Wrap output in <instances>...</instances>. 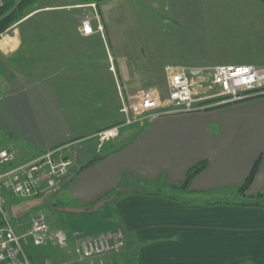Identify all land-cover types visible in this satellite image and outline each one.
<instances>
[{
    "label": "crops",
    "instance_id": "obj_1",
    "mask_svg": "<svg viewBox=\"0 0 264 264\" xmlns=\"http://www.w3.org/2000/svg\"><path fill=\"white\" fill-rule=\"evenodd\" d=\"M157 1L159 7L150 0L98 4L103 31L92 36L82 34L76 17L35 23L40 15L72 13L82 6L51 7L50 13L26 17L18 50L0 52V74L12 90L2 100L0 127L41 149L39 157L110 125L96 118L105 114L98 107L102 89L108 84L113 89L142 86L146 63L264 61L263 0L208 9L200 0L192 8L186 4L194 0ZM196 8L207 17H196ZM92 24L97 30L98 24ZM198 30L208 31L203 46ZM230 46H237L232 52L247 48L253 58L233 59L214 51ZM144 127L73 172L58 193L38 196L65 203L60 212L69 215L58 217L61 222L52 229L66 230L69 243L61 249L28 242L31 264H264V208L207 202L226 192L238 194L258 160L254 182L238 196L246 201L264 195V95L161 114ZM17 161L25 162L18 153ZM204 162L206 168L186 190L191 200L169 193ZM135 189L162 190L166 196ZM31 226L15 229L24 235ZM104 236L114 237L115 247L107 253L85 258L76 252L83 241Z\"/></svg>",
    "mask_w": 264,
    "mask_h": 264
},
{
    "label": "built area",
    "instance_id": "obj_2",
    "mask_svg": "<svg viewBox=\"0 0 264 264\" xmlns=\"http://www.w3.org/2000/svg\"><path fill=\"white\" fill-rule=\"evenodd\" d=\"M4 7L0 0V8ZM92 20L82 21L81 32L84 36L94 34ZM21 40L17 24L0 33V52L11 54L18 50ZM169 78V101L177 113L201 111L210 107L202 104L209 98L224 96L226 100L218 104L234 103L249 97L264 95V71L251 65H223L214 68L211 73L201 68H185L174 66L166 68ZM209 78V80H208ZM208 88L213 91L219 88L220 93L207 96L198 89ZM202 96L196 98V96ZM160 97L154 91H138L129 100L127 111L133 117L128 123H138L161 114ZM169 113V112H165ZM108 134H102L105 138ZM63 148L46 151L34 160L19 163L17 153L13 149L0 150V264H31L26 252V244L32 241L35 246H53L67 248L68 233L64 229L53 230L44 214L35 216L30 231L18 235L14 225L5 211L6 192L22 198L45 197L58 193L67 177L69 160L63 159ZM79 234V233H78ZM77 234V235H78ZM113 236L98 237L83 241L76 252L85 258H92L110 251ZM115 241V240H114Z\"/></svg>",
    "mask_w": 264,
    "mask_h": 264
},
{
    "label": "rangeland",
    "instance_id": "obj_3",
    "mask_svg": "<svg viewBox=\"0 0 264 264\" xmlns=\"http://www.w3.org/2000/svg\"><path fill=\"white\" fill-rule=\"evenodd\" d=\"M3 1L5 5V1ZM17 3L21 2L22 0H15ZM123 1V0H120ZM154 3H157V0H150ZM201 6L203 9L211 8L212 6H228V5H245L248 4L247 2H244V0H200ZM78 5L82 6L80 8H76L75 10H72V13L70 11L66 12H56V13H50L48 11L51 10V7H63L64 5ZM252 3H249L248 5H251ZM156 7H159L160 5L157 3L155 5ZM193 6H196V0L191 1L190 3L187 2L186 7L192 8ZM198 14H196V17H202L206 18L208 13L203 14L200 13L199 8H196ZM215 9H213L214 11ZM45 12L50 14H43L40 15L38 18L35 19V23L37 22H43L48 23L52 21H60L63 18L65 20H73L76 17V21L80 22V26L82 24V21L90 18L92 20V23H100L103 22V12L98 9V3L94 1H86V0H35L33 3L29 4L27 8L25 9V17L23 19H20V21L17 24V30L18 34L21 40V25L20 23L23 22L26 17H30L34 13L37 12ZM200 13V14H199ZM133 16V13H129L128 17L131 19ZM136 16V15H135ZM190 17L192 15H189ZM188 15H185L184 18H187ZM33 21V20H32ZM202 22V21H200ZM33 23V22H31ZM140 23V22H138ZM30 25V24H29ZM35 26V24L33 23ZM44 27V26H43ZM47 31V28L44 27ZM44 29V31H45ZM103 27L100 24H98L97 30L94 28V34L96 32H102ZM186 29V28H185ZM187 30V29H186ZM192 32V31H190ZM200 33V37L197 38V41L200 43L201 46L205 45L207 43V30H198L196 31V37ZM92 34V35H94ZM91 35V36H92ZM194 41V39L192 38ZM191 41V38L189 39V42ZM237 48V46H230L227 47V49L221 47L219 50H214L216 55L220 53L223 57H229L232 54L233 59H239V58H253V55L248 53V50L244 49L242 51H234ZM224 49V50H223ZM232 49L233 52H232ZM241 49V46H240ZM227 50V51H226ZM264 58V56H263ZM1 59V55H0ZM2 60H0L1 63ZM2 64V63H1ZM0 64V65H1ZM145 66V74H147L146 78L141 79L142 84L140 87L136 88H130V89H124L121 85L119 89H113L108 84L106 89H102L103 93L100 94V104L98 107H102L104 109V116L100 117L97 116L96 118H102L99 123H110V125H105L103 127H99L97 130H94L89 137H78L77 139H74L72 141H69L68 143H65V145H62L60 147L63 148V155L67 156V160L70 162V166L68 167V173L67 177L70 178L71 174L73 172L78 171L79 169L85 167L87 164H89L91 161L99 160L104 154L108 153L109 151L116 149L132 137H134L140 130L145 128L144 126L149 122V119L153 118H147L146 120H143L138 123H128V120L131 119L132 114L127 111H122L128 106L129 100L134 96L138 91L141 90H150L157 93V95L160 97V104L161 107L158 109L159 114H166L165 112L169 113H177V110L175 106L172 105V103L169 101L170 97V91H169V78L166 68L167 67H174V66H182L185 68H201L203 70L211 71L218 67L223 65H251L255 66L261 70L264 71V61H234V62H219L214 61L210 63H165V62H159V63H146ZM1 67V66H0ZM142 73V72H141ZM209 80V78H208ZM5 83V76L3 77L2 74H0V107L2 104V100L5 99L8 96L7 91L11 89H6L7 86ZM113 85V84H112ZM1 87H4V89H1ZM200 92L207 94V96L219 94L220 90L219 88L214 89L213 91L204 92L201 89ZM12 91V90H11ZM203 96V95H202ZM202 96H196V98L202 97ZM226 100V97L224 96H215L214 98H209L206 101L202 102V104H208L210 107H218L225 104H218V102H223ZM230 104V103H227ZM206 108V109H208ZM96 108L91 107V113L95 111ZM205 109V110H206ZM202 111V110H201ZM94 115V114H90ZM108 134L105 138L101 137V135ZM87 136V135H86ZM1 149H13L16 153H18L20 160H24L25 162L34 160L40 155L43 151L41 149H38L37 147L31 145L29 142L25 141L21 137H18L14 134L9 133L6 129H3L0 127V150ZM169 193H176L179 197H183L185 199H189L190 197L186 194L185 189H178L173 190L170 187ZM168 193V194H169ZM175 195V196H176ZM234 195V196H233ZM43 196L40 198L38 197H32V198H22L18 197L16 195L10 194L6 192L4 194L5 198V211L8 215V218L14 225V227L19 226H28L29 224H32V220L34 216L38 215L39 213H44L47 218V222L50 225L51 228H56L60 224V219L58 217H64L66 214L64 212H60L62 206H65V203L62 201H44L42 199ZM223 197V198H222ZM220 198L215 197H209L207 201L215 202V201H227V202H236L241 199L238 194L228 195V192H226V195H222ZM191 200V199H189Z\"/></svg>",
    "mask_w": 264,
    "mask_h": 264
},
{
    "label": "trees",
    "instance_id": "obj_4",
    "mask_svg": "<svg viewBox=\"0 0 264 264\" xmlns=\"http://www.w3.org/2000/svg\"><path fill=\"white\" fill-rule=\"evenodd\" d=\"M4 1H5L4 7L0 8V33L6 31L11 26L18 23L20 21V19H23L26 16L25 15V9L27 8V6L29 4L33 3L35 0H22L19 3H17L15 0H4ZM86 1H94V2H97L98 4H100V3L111 1V0H86ZM259 165H260V160H258L255 163V165H254L250 175L246 179V181L241 186H239L237 188V192L241 197H243L247 193L250 186L254 182L256 175L258 173ZM205 168H206L205 162L197 165L194 168H192L188 172L184 182L179 186L172 187L173 190H175V189L176 190L177 189L187 190L189 188L190 184L192 183V181L194 180V178L196 176H198ZM135 192L142 193V194H149V195L166 196V193L162 190L152 191V190H146V189H143V190L142 189H135ZM124 194L125 193L122 192V193H120V196H123ZM167 196L172 198V199H176L175 196H172V195H167ZM207 202H209L208 204L214 203V202H210V201H207ZM217 202L228 203V204H237V203L240 204L241 203V205H244V206L264 208V195H259L255 198H252V199L246 200V201H239V200L236 202L216 201V203ZM1 224H2V221H1V215H0V225Z\"/></svg>",
    "mask_w": 264,
    "mask_h": 264
},
{
    "label": "water",
    "instance_id": "obj_5",
    "mask_svg": "<svg viewBox=\"0 0 264 264\" xmlns=\"http://www.w3.org/2000/svg\"><path fill=\"white\" fill-rule=\"evenodd\" d=\"M199 89H200V88H199ZM201 90L204 91V92H208V91H209L208 88H202ZM63 159H64V160H67L68 158H67V156H64ZM96 209H98V207H96ZM73 212H80V211H75V210H74Z\"/></svg>",
    "mask_w": 264,
    "mask_h": 264
}]
</instances>
